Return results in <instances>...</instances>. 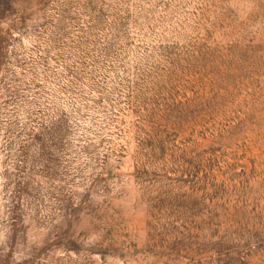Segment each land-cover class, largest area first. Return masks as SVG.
<instances>
[{
  "label": "rangeland",
  "instance_id": "obj_1",
  "mask_svg": "<svg viewBox=\"0 0 264 264\" xmlns=\"http://www.w3.org/2000/svg\"><path fill=\"white\" fill-rule=\"evenodd\" d=\"M0 264H264V0H0Z\"/></svg>",
  "mask_w": 264,
  "mask_h": 264
}]
</instances>
